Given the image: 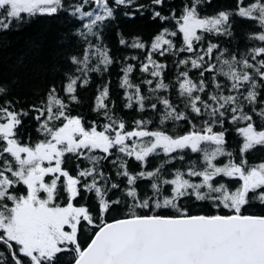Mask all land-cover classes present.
<instances>
[{
	"label": "snow or ice",
	"instance_id": "1",
	"mask_svg": "<svg viewBox=\"0 0 264 264\" xmlns=\"http://www.w3.org/2000/svg\"><path fill=\"white\" fill-rule=\"evenodd\" d=\"M0 264H264V0H0Z\"/></svg>",
	"mask_w": 264,
	"mask_h": 264
},
{
	"label": "trees",
	"instance_id": "2",
	"mask_svg": "<svg viewBox=\"0 0 264 264\" xmlns=\"http://www.w3.org/2000/svg\"><path fill=\"white\" fill-rule=\"evenodd\" d=\"M35 29L25 28L19 32H10L7 36L0 37V62L11 60L23 52L34 38Z\"/></svg>",
	"mask_w": 264,
	"mask_h": 264
}]
</instances>
